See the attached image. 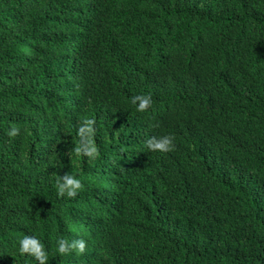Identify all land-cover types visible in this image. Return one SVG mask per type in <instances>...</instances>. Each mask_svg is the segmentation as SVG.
<instances>
[{
	"label": "trees",
	"instance_id": "1",
	"mask_svg": "<svg viewBox=\"0 0 264 264\" xmlns=\"http://www.w3.org/2000/svg\"><path fill=\"white\" fill-rule=\"evenodd\" d=\"M24 236L44 264H264V0H0V264H41Z\"/></svg>",
	"mask_w": 264,
	"mask_h": 264
},
{
	"label": "clouds",
	"instance_id": "2",
	"mask_svg": "<svg viewBox=\"0 0 264 264\" xmlns=\"http://www.w3.org/2000/svg\"><path fill=\"white\" fill-rule=\"evenodd\" d=\"M130 103L135 105L137 112L146 111L152 104V100L149 95L141 94L134 95L131 97ZM91 125V121H87ZM16 134V129L12 128L9 130L8 135L14 136ZM145 146L149 151L159 150V151H169L173 147L172 138L170 136H163L159 139L154 137L149 138L145 141ZM91 156L95 154L94 148H89L86 153ZM55 187L57 190V195L74 197L81 188L80 180L75 178L71 174L59 175L55 181ZM70 227H72L70 225ZM85 249V241L80 239L65 240L64 238H58L55 251L59 254H66L74 251L77 254L83 253ZM19 252L29 253L34 255L41 264H44V259L46 258V253L43 251V246L33 237L24 236L19 240Z\"/></svg>",
	"mask_w": 264,
	"mask_h": 264
}]
</instances>
